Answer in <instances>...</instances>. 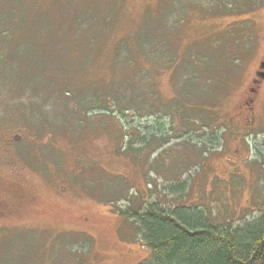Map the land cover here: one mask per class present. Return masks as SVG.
I'll return each mask as SVG.
<instances>
[{
    "label": "rangeland",
    "instance_id": "rangeland-1",
    "mask_svg": "<svg viewBox=\"0 0 264 264\" xmlns=\"http://www.w3.org/2000/svg\"><path fill=\"white\" fill-rule=\"evenodd\" d=\"M263 62L264 0H0V264H140L128 201L260 216Z\"/></svg>",
    "mask_w": 264,
    "mask_h": 264
},
{
    "label": "trees",
    "instance_id": "trees-1",
    "mask_svg": "<svg viewBox=\"0 0 264 264\" xmlns=\"http://www.w3.org/2000/svg\"><path fill=\"white\" fill-rule=\"evenodd\" d=\"M165 6L163 4L159 10H165ZM142 38H146L140 43L145 53L142 52V56H153L157 48L154 40L149 35H142ZM125 39L118 41L114 61H119L116 55L126 50L129 56L130 50L121 47ZM136 62V59L126 61L130 66H135ZM65 93L70 92L66 90ZM152 106L157 108L154 103ZM171 189L184 191L185 183H173ZM116 211L137 229L138 237L149 250L140 264H264V211L239 224L230 219L216 222L200 204L164 205L151 200L135 207L128 201Z\"/></svg>",
    "mask_w": 264,
    "mask_h": 264
},
{
    "label": "flooded vegetation",
    "instance_id": "flooded-vegetation-1",
    "mask_svg": "<svg viewBox=\"0 0 264 264\" xmlns=\"http://www.w3.org/2000/svg\"><path fill=\"white\" fill-rule=\"evenodd\" d=\"M262 67H263V69H264V62H263V64H262ZM260 74H261L262 77H264V72H263V73H260ZM1 207H2V206L0 205V211H1ZM0 213H1V212H0Z\"/></svg>",
    "mask_w": 264,
    "mask_h": 264
}]
</instances>
